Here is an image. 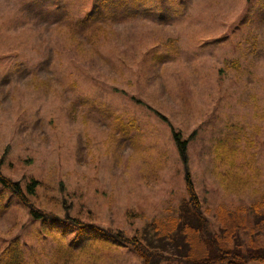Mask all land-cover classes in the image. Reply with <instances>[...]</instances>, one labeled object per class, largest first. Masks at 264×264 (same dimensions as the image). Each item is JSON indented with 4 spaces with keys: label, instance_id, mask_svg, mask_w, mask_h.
<instances>
[{
    "label": "rangeland",
    "instance_id": "obj_1",
    "mask_svg": "<svg viewBox=\"0 0 264 264\" xmlns=\"http://www.w3.org/2000/svg\"><path fill=\"white\" fill-rule=\"evenodd\" d=\"M98 11L100 35L69 37ZM172 127L189 141L211 231L239 213L253 220L243 248H264L250 211L264 201V0H0L2 173L40 182L30 197L40 210L169 253L173 240L154 229L188 197ZM5 193L0 255L21 238L26 258L49 264L60 250L28 237L40 224ZM89 245L59 263L142 264L129 247Z\"/></svg>",
    "mask_w": 264,
    "mask_h": 264
},
{
    "label": "trees",
    "instance_id": "obj_2",
    "mask_svg": "<svg viewBox=\"0 0 264 264\" xmlns=\"http://www.w3.org/2000/svg\"><path fill=\"white\" fill-rule=\"evenodd\" d=\"M100 7L97 5L96 9ZM98 12V14L93 13L76 21L74 25L70 24V29H72L69 31V37L78 38L82 35L91 42L100 35L105 28H102L104 25L100 23L102 15L100 11ZM157 116L164 122H168L163 115L158 113ZM171 132L185 169L188 197L182 204L179 219L172 218L167 224L160 223V227L156 226L154 229L159 236L173 240L174 245H168L166 248L169 252L167 254L150 247L139 236L130 238L123 230H105L99 226L86 224L68 211L63 216H59L40 210L30 198L37 193L40 182L32 179L26 188H23L21 183L14 182L3 175L2 166L5 163L3 159L0 160V187L2 188L0 190V211L8 208V204L3 203L5 192L16 197L19 204L28 211L30 223L33 222L36 225L39 223L41 227L33 234L30 232L28 237L31 238L34 235L41 245L49 241L53 253L60 250L55 256L50 257L49 264H61L59 262L65 260L63 250L70 251L68 255L74 256L78 254L74 248H83L84 244L89 242V246H100L107 242L113 245H123L125 248L129 247L139 256L142 264H264V248L256 244L255 240L251 239L248 249H244L243 244L240 243V231L246 229V226L253 221L248 216L244 220L239 213H228L225 218L220 217L219 232L211 231L189 172V141L183 139L182 134L174 127L171 128ZM7 151L6 148L5 156ZM67 207L69 206L64 203V208ZM261 208L264 209V201L250 208L251 214L255 215L256 224L264 223V213L260 211ZM253 231L252 229L251 232ZM19 239L12 241L0 255V264H39L41 257L36 253L29 255L28 258L25 257Z\"/></svg>",
    "mask_w": 264,
    "mask_h": 264
}]
</instances>
